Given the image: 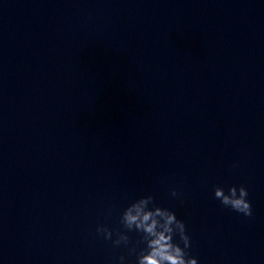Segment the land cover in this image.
<instances>
[{
  "label": "clouds",
  "instance_id": "obj_1",
  "mask_svg": "<svg viewBox=\"0 0 264 264\" xmlns=\"http://www.w3.org/2000/svg\"><path fill=\"white\" fill-rule=\"evenodd\" d=\"M213 194L224 207L245 217L253 215L248 189L244 185H232L227 190L216 186ZM181 195L175 188L171 190L172 197L180 198ZM120 223L124 230L116 231L115 239H112L113 231L104 225H98L96 232L102 234L105 240H111L114 247H128L131 243L128 233H139V243L143 247L139 250L136 245L129 247V254L135 256V264H198L197 258L188 252L191 238L184 221L177 218L171 209L159 206L151 194L130 202L121 213ZM177 236L179 242L174 239ZM119 262L128 264L123 255L119 257Z\"/></svg>",
  "mask_w": 264,
  "mask_h": 264
}]
</instances>
